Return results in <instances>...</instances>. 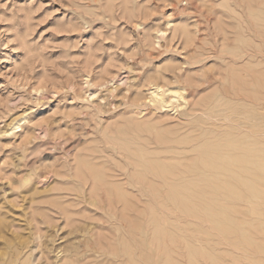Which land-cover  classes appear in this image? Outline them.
Returning <instances> with one entry per match:
<instances>
[{
    "label": "rangeland",
    "instance_id": "374dc122",
    "mask_svg": "<svg viewBox=\"0 0 264 264\" xmlns=\"http://www.w3.org/2000/svg\"><path fill=\"white\" fill-rule=\"evenodd\" d=\"M209 143L264 148V0H0V264H264V191L154 238Z\"/></svg>",
    "mask_w": 264,
    "mask_h": 264
},
{
    "label": "bare ground",
    "instance_id": "6f19581e",
    "mask_svg": "<svg viewBox=\"0 0 264 264\" xmlns=\"http://www.w3.org/2000/svg\"><path fill=\"white\" fill-rule=\"evenodd\" d=\"M158 92L159 91H156V92H154V94L156 96H159ZM255 132H257V131H255ZM209 144H210V146L208 147V149L204 150V153L202 155L197 156V161L201 156L203 165L212 167V171H210V172H207V171L205 172V171L200 169L199 171L193 173V176L191 178H189L188 180H186V178L183 176V174L181 172L179 174V171H178V173L176 172V175L174 174L175 178H170V176L173 173L172 172H165V170L163 172H159V171L152 172L154 175L153 179H155V181H156V179L158 180V178H160L161 182H163L165 180V183H166V185L161 188V190L163 189V191H162L163 194L160 195L161 197H163L162 198L163 201H161V205H158L159 207H154V208L150 209L151 215H150L149 221L152 222L154 238H159L160 236L158 235V233L161 231V225L157 222V220L155 218L152 217L153 211L156 208L165 210V209H170L171 207L173 208V206H174L176 209H178V211L187 212L191 216V218H194V219L196 218L199 220L201 219L203 221L211 222L215 228H217V229L220 228V231L227 235L231 231H236L232 227V225L230 224V223H234V221L231 217V212L235 208L234 201L236 199L243 198V196L245 195L246 192H254L255 194H260L264 191L263 186H261L262 183L264 184V164L257 160L258 158L264 156V148H261L260 146H258L257 148H254V147L252 148L250 146H247V144H246L245 146H243L239 150V152H234L233 154H230L228 156L227 154L223 153L222 149H214L213 150L211 143H209ZM214 151L218 152L220 154V156L213 157ZM158 170H160V169H158ZM222 175H224V177L219 178V176H222ZM225 176L226 177L232 176V177H234V180L228 181L225 178ZM147 179H148V177H147ZM170 179H172V182H169ZM136 180H138V179H136ZM152 186H153V184H152ZM157 189H158V186H156L155 191H157ZM140 190H141V188H140ZM148 192H149V190H148ZM151 194H152V192H151ZM153 194L156 195V193H153ZM156 196L155 197L153 196V197L156 199L158 197V196L157 197ZM119 197H121V196H119ZM161 197H158L157 199L160 201ZM114 198H112V199H114ZM126 198H127V196H126ZM128 198H129V196H128ZM116 199H118V198H116ZM122 199H125V198H122ZM130 200H131V197H130ZM130 200H128V201L130 202ZM113 201H115V200H113ZM132 201H133V199L131 200V202ZM115 202H117V201H115ZM115 202H114V204H115ZM162 202L164 204H162ZM151 203L153 204L154 202H151ZM109 204H110V202H109ZM131 204H134V201ZM159 204H160V202H159ZM258 206L260 208H264V204H258ZM111 210H112V208H111ZM114 211H115V209H114ZM122 217H124V215H122ZM119 219H121V218L119 217ZM126 220H127V218H126ZM111 222L114 224L116 221H114V222L111 221ZM120 222H123V225H124V223H126V221H124L123 219ZM127 223H130V221L127 220ZM119 224L120 223H118V225ZM130 224L132 225L131 226L132 230H130V232H131V231H134L132 220H131ZM226 224H230V225L228 226V229L226 228V230H224V227L226 226ZM129 225L127 224L126 228ZM137 226H138V228L139 227L144 228V226L140 223H138ZM170 230L171 231H169V234L164 235L163 237H161V239H169V241L171 242L173 250H176L179 247V244L178 243L172 244V242L176 241V236H178V237L183 236L184 238H185V236L182 233V230L178 227V225H176L174 228L172 227ZM130 232H129V234H130ZM163 233H164V231H162L161 235ZM129 234H128V236H129ZM123 235L124 234H122V236ZM125 238H126V236H125ZM101 241H102V239H101ZM125 241H128L127 238ZM164 242H166V241L164 240ZM167 243H169V242H167ZM125 244L127 247L128 242H126ZM129 252H131V251H129ZM142 252H143V250H142ZM119 253H120V251H119ZM131 254H132V252H131ZM123 259H125V258H123ZM122 261H125V260H122ZM129 261H131V260H129ZM129 261H128V264H129ZM125 262H127V261H125ZM142 263H144V262H142ZM144 264H146V262Z\"/></svg>",
    "mask_w": 264,
    "mask_h": 264
}]
</instances>
